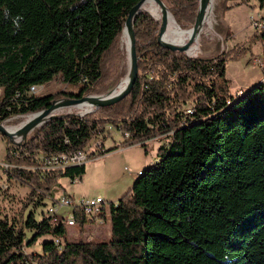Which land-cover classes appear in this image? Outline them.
<instances>
[{
  "label": "trees",
  "instance_id": "16d2710c",
  "mask_svg": "<svg viewBox=\"0 0 264 264\" xmlns=\"http://www.w3.org/2000/svg\"><path fill=\"white\" fill-rule=\"evenodd\" d=\"M138 1L0 0V108L26 115L54 98L107 89L119 76L118 62L126 56L121 36ZM165 1L178 25L193 26L199 0ZM256 1L264 10V0ZM241 2L255 5H221ZM262 19L248 39L215 56H191L163 46L159 21L143 10L134 22L139 74L125 97L85 115L48 119L21 145L3 134L6 171L32 184L31 193L41 198L62 177L81 178L86 170V163L47 168L42 155L83 147L95 123L123 128V146L168 139L158 147L159 159L111 199L102 221L75 208L82 225L110 222L108 239L73 240L68 224L49 213L38 220L30 212L25 225L0 217V264H264V84L234 93L227 77L228 61L246 52L247 41L264 46V12ZM256 64L264 69V60ZM57 75L79 89L31 91ZM26 228L35 230L31 237ZM48 233L53 237L41 252L26 250Z\"/></svg>",
  "mask_w": 264,
  "mask_h": 264
},
{
  "label": "rangeland",
  "instance_id": "374dc122",
  "mask_svg": "<svg viewBox=\"0 0 264 264\" xmlns=\"http://www.w3.org/2000/svg\"><path fill=\"white\" fill-rule=\"evenodd\" d=\"M221 2L222 0L214 1L216 19L214 29L211 30L208 23H206V29L202 31L198 40V53L195 55L215 56L225 48L233 46L236 42L248 39L249 35L256 28L258 17L264 12L256 0H252V3L255 5L241 2L225 9H223ZM228 26L232 30L230 36H226ZM191 27L182 28L191 30ZM127 42L128 36L124 33L121 36V46L126 50V56L118 62L119 76L109 84L107 89L97 93H105L115 89L126 77L130 68ZM246 46L247 49L244 54L229 60L227 63V77L230 79V86L234 93L240 88L246 93L253 85L260 82L264 84V69L255 64V58L264 59V46L258 39L247 41ZM79 87V85H75L74 83L67 84L63 81L61 75H57L47 81L44 86L40 88L33 87L31 91L33 93L44 94L60 88L78 90ZM96 109L93 106L92 109L83 110L81 105H70L58 108L56 113L78 112L85 115L87 112H93ZM14 115H17V113ZM26 118H28V114H18L8 121L7 125L15 127ZM108 123H111L112 127H109ZM108 123L95 124L101 130L100 133L103 134L105 149L113 146L118 147L104 153H99L98 155L92 154L86 163V170L81 178L62 177L58 182L54 183L49 193L43 196V198L40 195L31 193L33 189L32 184L23 182L20 178L9 175L8 171H6L5 164L8 162V158L5 154L9 137L7 138L0 133V184L7 183L6 185H9L8 191L0 188V217H8L10 221H17L19 224L25 225L30 212H33L38 220H41L48 213L47 210L52 206L54 198L62 196L78 198L103 195L109 200H116L125 193L135 180V171L141 168L144 169L152 161L159 159L158 147L168 137L162 139H158L159 137L151 138L147 140L145 145L134 143L123 146L121 141L124 137V129L118 128L115 123ZM104 128H107V130ZM72 211V206L63 205L58 211V216L66 217ZM110 231L111 227L108 221H88L84 225L77 222L76 224L68 225L69 236L73 240L108 239ZM34 232V229L26 228L27 238L31 237ZM52 237L53 234L51 233L41 235L34 244L27 245L26 250L41 252L43 241Z\"/></svg>",
  "mask_w": 264,
  "mask_h": 264
},
{
  "label": "water",
  "instance_id": "95a60500",
  "mask_svg": "<svg viewBox=\"0 0 264 264\" xmlns=\"http://www.w3.org/2000/svg\"><path fill=\"white\" fill-rule=\"evenodd\" d=\"M145 1L146 0H139L136 4H134L130 8L129 14L125 21L124 33L127 34L128 36L127 49H128V57L130 59V68H129L128 82L122 90L118 92H114V89H112L105 93H88L82 96H63L59 98H54L52 100V103L48 107L30 113V114H35V116L31 118H26L24 121L20 122L15 127L8 126L2 121H0V133L7 135L12 143L21 145L27 141L28 135L36 126L43 124L48 119L58 116L59 113H56V110L60 107L70 106V105L80 106L81 103L85 101H89L94 106V109H96L101 106L114 104L123 97H125L133 88L139 74V55L137 51L136 31L134 25L136 15L143 10H147L156 18V16L150 10L143 7V3ZM155 1L158 3L162 11L161 19L159 20L156 18L160 23L157 33V38L159 42L163 46L168 47L172 50L183 51L191 56H198L189 53L188 50L191 44L194 41H196L198 37H200L201 35L199 33V29L204 24L209 0H199V10L195 23L193 24L194 26L193 32L190 35V38L184 44H177L174 42L163 40L162 36L167 26L169 15L171 14L174 18L175 16L171 12L169 5L165 0H155Z\"/></svg>",
  "mask_w": 264,
  "mask_h": 264
},
{
  "label": "built area",
  "instance_id": "2783aa9c",
  "mask_svg": "<svg viewBox=\"0 0 264 264\" xmlns=\"http://www.w3.org/2000/svg\"><path fill=\"white\" fill-rule=\"evenodd\" d=\"M263 23L262 14L258 17L256 22V27L261 26ZM263 58H255L257 63L263 65ZM40 87V86H39ZM239 92H242L240 90ZM23 92L19 91V94ZM31 94V93H30ZM239 94V93H238ZM0 109H7V116H0V121L8 124L7 122L12 120L17 115L11 114L12 107L7 106L6 108L1 107ZM9 126V125H8ZM109 127H112L111 123H108ZM120 128V127H118ZM107 130V128H104ZM101 130L98 129V126H94L90 129V134L88 137V142L83 147H77L75 149H68L64 151H60L57 153H53L50 155H42V164L47 168H54V167H66L69 165H80L87 163L90 159L92 154H99L101 150L105 149V139L103 138V134L100 133ZM70 141L69 137H65V142L68 143ZM5 166L7 167L8 164L6 163ZM140 171V169L138 170ZM138 171H135L136 174ZM7 187L6 184H0V187ZM113 200H109L103 195L91 196V197H72V196H62L59 198H54L52 206L49 207L48 213L53 215V218H56L58 221H64L68 225L76 224L77 217L75 208L77 207L78 210L83 212V214L87 216L97 215L98 219L102 221V217L100 216L101 213L110 214V207ZM116 202V200H114ZM63 205H70L73 207V211L70 215L66 217L58 216V211ZM56 243H60L61 239L56 237Z\"/></svg>",
  "mask_w": 264,
  "mask_h": 264
},
{
  "label": "bare ground",
  "instance_id": "6f19581e",
  "mask_svg": "<svg viewBox=\"0 0 264 264\" xmlns=\"http://www.w3.org/2000/svg\"><path fill=\"white\" fill-rule=\"evenodd\" d=\"M214 1L215 0H209L204 24L199 29L200 34L202 33L203 30L206 29V26H207L206 23H208L211 30L214 29V25L216 22ZM143 7L150 10L156 16L157 19H159V20L161 19L162 11H161L160 6L158 5V3L155 0H146L143 3ZM193 29H194V26H192L191 30L183 29L180 25H178L176 19L170 14L169 20H168V23H167V26L165 28V31H164L162 38L165 41H170V42H174L177 44H184L190 38V35L193 32ZM198 40H199V37L196 41H194L191 44V46L188 50L189 53H191V54L198 53V46H199ZM128 79H129V71H128L126 77L116 86V88L114 89V92H118V91L122 90L125 87V85L127 84ZM81 106H82L83 110H89V109L93 108V105L89 101H85V102L81 103ZM33 116H35V114H30V115H28V118H31Z\"/></svg>",
  "mask_w": 264,
  "mask_h": 264
},
{
  "label": "crops",
  "instance_id": "0c3cea01",
  "mask_svg": "<svg viewBox=\"0 0 264 264\" xmlns=\"http://www.w3.org/2000/svg\"><path fill=\"white\" fill-rule=\"evenodd\" d=\"M255 64H256V62H255ZM257 65V64H256ZM4 136V135H3ZM162 138H164V136H161V137H159L158 139H162ZM142 169V168H141ZM138 173V172H137ZM134 177H136V174H134ZM86 224V223H85Z\"/></svg>",
  "mask_w": 264,
  "mask_h": 264
}]
</instances>
